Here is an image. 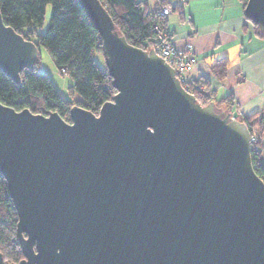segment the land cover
I'll use <instances>...</instances> for the list:
<instances>
[{
    "label": "water",
    "instance_id": "water-1",
    "mask_svg": "<svg viewBox=\"0 0 264 264\" xmlns=\"http://www.w3.org/2000/svg\"><path fill=\"white\" fill-rule=\"evenodd\" d=\"M82 2L117 92L98 113L73 105L70 121L0 102V172L23 253L0 251V264H264V178L248 124L203 105L101 0ZM244 13L264 31V0ZM39 53L0 9V70L21 83Z\"/></svg>",
    "mask_w": 264,
    "mask_h": 264
},
{
    "label": "trees",
    "instance_id": "trees-1",
    "mask_svg": "<svg viewBox=\"0 0 264 264\" xmlns=\"http://www.w3.org/2000/svg\"><path fill=\"white\" fill-rule=\"evenodd\" d=\"M245 5L247 0H241ZM112 16L116 27L127 40L139 47H157L169 39L166 28L168 15L162 8L169 5L172 11L182 7L170 0L158 2L150 9L143 0H101ZM51 4V16L45 30L40 29L46 18V7ZM0 9L6 24L11 25L25 38L34 40L39 48L45 46L63 73L73 77L69 85L70 97H65L56 87L53 78L41 71L40 53L31 68L21 71V83L0 70V102L17 110L29 108L35 113L57 111L67 121L71 120L70 110L75 104L98 113L103 103L112 99L117 92L112 84V76L106 65L99 63L95 53H102V38L93 19L89 16L82 0H0ZM254 34L264 38V31L252 21ZM159 25L161 32L155 29ZM166 32V35H164ZM229 61L227 56L218 58L211 67L219 80L226 77ZM183 86L196 95L204 105L215 100L217 106L231 109L234 104L232 94L219 100L214 99L209 80L206 77L182 81ZM201 84L206 90L197 87ZM264 110L250 115H239L251 128L259 123L263 130ZM252 163L255 171L264 178L260 163L261 139L252 145ZM18 215L10 196L6 179L0 172V251L6 260L19 261L23 257L17 239Z\"/></svg>",
    "mask_w": 264,
    "mask_h": 264
},
{
    "label": "crops",
    "instance_id": "crops-1",
    "mask_svg": "<svg viewBox=\"0 0 264 264\" xmlns=\"http://www.w3.org/2000/svg\"><path fill=\"white\" fill-rule=\"evenodd\" d=\"M154 9L162 0H143ZM182 7L168 14L167 32L175 46L193 53L196 62L188 75L206 77L214 99L234 97L230 110L236 116L264 110V38L254 34L241 0H170ZM227 56L223 80L216 78L212 64ZM219 92L222 94L218 97Z\"/></svg>",
    "mask_w": 264,
    "mask_h": 264
},
{
    "label": "built area",
    "instance_id": "built-area-1",
    "mask_svg": "<svg viewBox=\"0 0 264 264\" xmlns=\"http://www.w3.org/2000/svg\"><path fill=\"white\" fill-rule=\"evenodd\" d=\"M170 11H171V7L167 5L162 8L161 13L167 14L170 13ZM155 29L158 32H161V28L159 27V25H155ZM164 35H166L165 32ZM155 49L160 55H162L168 62H170L174 66L179 78L182 81L188 80L189 78L188 73L189 71H191V69L193 68L196 62V57L193 53H190L185 49L177 48L173 40H171L170 38L158 44ZM197 87L200 88L201 90H206L205 87L201 84H198ZM250 130H251V140L253 144V142L254 143L257 142V140L260 138V135L259 133L256 132L254 128H250Z\"/></svg>",
    "mask_w": 264,
    "mask_h": 264
},
{
    "label": "rangeland",
    "instance_id": "rangeland-1",
    "mask_svg": "<svg viewBox=\"0 0 264 264\" xmlns=\"http://www.w3.org/2000/svg\"><path fill=\"white\" fill-rule=\"evenodd\" d=\"M51 9H52L51 4H48L46 7L45 22L42 28L40 29L41 31L45 30V28L47 27L49 23L50 16H51ZM168 14L169 13H167V15ZM169 38L172 40L171 36ZM94 57L99 63H101L102 65H105V59L102 53L96 52ZM40 68H41V71L47 73L48 75L51 76V78H53V81L56 87L59 89V91L62 93L63 96L70 97L69 85L73 83V77L69 73H63L60 71L55 61L53 60L52 56L50 55L49 51L43 45L40 46ZM221 95L222 94L219 92L218 97H221ZM251 128H254L256 132L259 133L260 138L258 140H260L262 134H261V129H260L261 127L259 123L252 124ZM252 145H254V142Z\"/></svg>",
    "mask_w": 264,
    "mask_h": 264
}]
</instances>
